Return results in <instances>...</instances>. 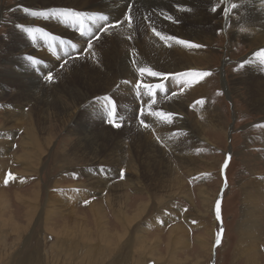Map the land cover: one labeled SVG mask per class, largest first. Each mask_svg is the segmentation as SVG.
<instances>
[{
	"label": "bare ground",
	"instance_id": "1",
	"mask_svg": "<svg viewBox=\"0 0 264 264\" xmlns=\"http://www.w3.org/2000/svg\"><path fill=\"white\" fill-rule=\"evenodd\" d=\"M223 4L225 8L229 9L228 18L225 22L222 21L221 17ZM73 11L86 15V17L88 15L90 19L82 20L83 23L79 25V28L76 19L78 15ZM154 12L161 14L162 19L155 16ZM6 13L10 14V21L8 20L9 38L4 40L5 47L0 46V53L5 61V81L0 83L2 85V88H0V102H3V100L12 102L14 105H9L12 107H23L25 105L31 107L27 112L23 111V108L10 111V113L4 115L3 124L0 126V131L3 130L1 132L6 135L5 139L0 140L1 149L8 150L6 145H11L10 138L14 127H20L24 133L19 138L20 151H16L13 158L22 165L25 173H19L15 170L13 175L15 178L22 177L25 179L26 175L24 174L26 172L36 171L35 168L39 169L40 165L43 164L41 161L46 153L52 154L51 147L54 138L50 131L55 128L53 129L52 124L49 127L47 126L49 124H47V121L51 117H54L55 121L61 122V124H67L69 134L71 133L76 137L69 143L70 149L66 150L65 147L62 150L57 149L54 155H51L53 158L51 171H56L55 168L58 166L57 170L60 172H57V175L52 174L51 186L56 187V191H50L51 186H48L45 202L42 197V188L43 185H47V182L42 180L41 184L37 183L33 186L34 189L29 190L21 197L23 203L26 204L27 210L24 213V218L27 219L28 223L26 225L18 224V219L17 221L14 220L16 223L8 221L5 222V225H8V229L12 228L20 235L23 233L24 236L37 215L43 216L48 222L52 221L53 218L55 220L52 224L51 222L48 226L45 224L47 231L52 235H57L58 240L64 243H66L64 241L66 239H75L78 242L79 240L76 237L80 236L85 242L84 248H89L86 250L89 256L107 249L130 255V252L135 249L132 247L135 243L138 244L136 252L145 255L146 259L148 258L144 263L149 262L152 257L157 258L160 262L163 261L161 264H166L163 256L156 248L157 243H151L153 241L150 242L146 234L140 232L135 235L136 237L131 238L129 236L127 238L133 230L134 222L140 221L148 209V203H141L142 201L140 202L138 197L130 198L127 193H123V191H126L124 188H140L139 179L126 177V182H113L112 178L106 174L107 177L102 176V178L94 179L87 176L86 182L77 181L76 183L61 185L59 182L62 180L64 182L66 178L62 173L87 166L90 163L95 164L99 160L100 139L98 136L101 135L98 134H102L104 137L112 134L109 131L111 128L104 125L101 128L97 125L102 121L103 124L105 122L103 115L105 111L102 113L100 111V104L103 105L105 100L107 101V103L105 101L107 109L111 105V99H115L116 104L119 102L121 105L122 103L121 111L117 115L119 118L121 117L120 119L124 118L125 136L127 131L132 132L133 140L138 142L140 151H145L149 146L157 145L148 128H145L146 125L145 127L140 126L137 115L134 116L136 111L134 114L135 97L133 95L135 94L132 92V85L138 83L137 80H141L146 84L148 82V85L149 82H153V85L157 88H159L158 86L162 87V85L172 87L178 82H186L185 86L188 84V88L181 90L182 92L180 89L175 88V92L178 91V93L174 92L176 98L169 99L170 101L165 106L168 113L178 114L179 116L175 118V122H172L174 126L171 127V124H168L169 121L165 116L161 118L157 115L150 119L148 123L154 129H157L156 132L160 134V138H163L167 145L169 144V148H178V142L183 138L180 135L181 138L177 139L178 136H175V132L172 131L179 129L182 130L181 134L188 132L190 138L195 137L194 131L189 128L191 121L184 114L185 101H200L198 110L202 111L205 118L209 111H212V106L206 99L208 89L203 85V78L200 77V71L197 68V66L209 65L210 62L207 57L200 55L198 47L206 44L215 29L224 28L223 24L225 27L229 26L232 39L238 37L251 47V51L244 58V63L242 62L244 64V76L240 80L247 90L249 104L255 110L264 112V0H17L12 8L3 5L0 15ZM35 14L38 15V18L32 17ZM218 19L219 23L216 22ZM95 22L101 26L108 23L109 26L111 25L105 29L104 33L106 34H103L108 36L107 41L102 43L98 41L97 44L90 43L92 46L89 48L88 54L86 53L85 59L74 58V56H77L76 54L81 53L79 50H72L68 57L67 54L62 53L61 59L65 60V64L63 67H59L57 65L58 57L53 55L52 51H48L49 46L45 45V40L57 51V55H60L59 52H62L60 51L63 50L62 48H64V51L68 49L69 52L67 44H69V47L72 44L69 38H79L77 39L78 43L80 39H86L83 31L86 30L88 36L93 30H96ZM84 24L87 28L82 26ZM48 25L50 27L45 28ZM154 29L155 31H153ZM157 32L160 33L159 36L156 35ZM53 34L56 35L52 42ZM181 40L190 43L181 44L179 43ZM80 43H83V41H80ZM131 56H134L137 61L136 67L134 66L135 69L131 66V61H133ZM31 59L37 62V66L30 62ZM42 59L48 60L49 69L52 68L53 71H56V78H58L57 82L59 83H52L54 89H47L49 83L44 85L43 81H39V73L44 71V74H47L50 72H46L47 66L42 67ZM141 68L146 71L142 73ZM148 70L162 75L152 76ZM146 91L145 89L140 90V94L143 96ZM156 91L158 93L159 89ZM62 96L67 97L70 104L67 103V100L62 101ZM152 104H155L154 100H148L144 103L146 115L149 112L150 114L153 113L156 106L154 107ZM0 107H4L3 103ZM165 107H163V110L166 109ZM162 123L167 124V126H163ZM61 127L60 125L59 128ZM165 128L168 129V132ZM262 136L264 137V135ZM184 143H187V141ZM58 153L65 155L68 153L69 157L66 158V161L59 162L55 158V154ZM5 156L7 157V155ZM126 168L134 171L136 169L134 161L128 162ZM44 173H42V179H44ZM134 175L138 177L137 170ZM31 176H29V179L32 178ZM182 181L184 180L182 179ZM98 184L104 191L110 192V195L105 198L102 196L101 199L106 200L110 212L112 211L113 224L106 221L105 207L103 206V208L97 201L87 205L91 217L85 216L82 218L79 215L81 208L77 205L78 202L87 200L88 194H90L88 188L95 187ZM21 194L19 195L21 196ZM182 196L185 195L182 194ZM157 200L159 199L157 198ZM253 201L256 202V200ZM257 204L259 205V202ZM245 207L247 212L242 224L248 226L244 232L252 236L250 238L253 239L252 243H254L256 236L259 234L255 235L256 230L259 231L260 229H255L253 226L257 227L256 224L259 225L261 222L258 219L254 220L256 218L255 212H258L257 214L261 220H264V212L252 210L250 205ZM131 210H134L133 214H130ZM148 211L150 210L148 209ZM1 213L3 214V211ZM20 219L22 220V218ZM21 220L19 223L23 222ZM89 221L94 223L93 227H87V223L90 224ZM154 222V220H151V225H154ZM119 225L123 228V233L120 232ZM123 225L126 226L123 227ZM186 232L181 224H176L168 230L167 243L164 248L168 254L177 256L180 251L183 252L181 248H187L190 245ZM195 240V244L200 246V251L194 253L195 258H197L201 254L199 252L209 251V246L207 247V243L201 236H196ZM257 242L253 244L250 250H245L246 264H264L260 262V259L264 256L260 255ZM87 244L89 247L86 246ZM181 245L183 247H180ZM191 250H194V248ZM185 251L184 254H186ZM133 252L135 253V250L131 253ZM162 252L164 251L162 250ZM158 263L156 262V264Z\"/></svg>",
	"mask_w": 264,
	"mask_h": 264
},
{
	"label": "rangeland",
	"instance_id": "2",
	"mask_svg": "<svg viewBox=\"0 0 264 264\" xmlns=\"http://www.w3.org/2000/svg\"><path fill=\"white\" fill-rule=\"evenodd\" d=\"M16 1L17 0H0V10L3 5L12 8ZM222 8L221 17L222 21L225 22L228 18L229 9L225 8L224 4ZM73 13L78 15L76 17L78 27L83 23L82 20L86 21L90 19L88 15L86 17V15H81V13L74 11ZM154 15L162 19L161 14L159 15L154 12ZM81 16H85L84 19ZM32 17L38 18V15L35 14L32 15ZM9 18L10 14L8 13L0 15V46L3 47H5L4 40L9 38ZM216 22L219 23V19ZM216 22H214V24H216ZM95 24L96 30H93L88 36V32L86 30L83 31V35L86 36V39H80L79 43L77 41L79 38L76 36V38H69L72 41L70 47L69 44H67L69 52L68 49L64 51V48H62L63 50H60L62 52H59L60 55H57V51L45 40V45L49 46V48L47 47L48 51H52L53 55L58 57L57 65H59V67H63L65 64V60L61 59L62 53L67 54L68 57L72 50H79L81 53L76 54L77 56H74V58L85 59L88 54L89 43L93 42L92 44H97L107 41L108 36H104L103 34H106L104 33L105 29L109 28L111 25L109 26L108 23L101 26L97 22H95ZM82 26L86 27V24ZM49 27L48 25L45 28ZM223 27L224 28L215 29L206 44L198 47L200 55L207 57L210 62L209 65H201V67L197 66V68L200 71V77L203 78V85L208 89L206 99L212 106V111H209V114L206 115L205 118L202 111L198 110L200 101H185L186 110L184 109V114L191 121L189 128H192L191 130L194 131L195 137L190 138L188 132H183V134H181L182 130L179 129L172 131L175 132V136H178L177 139L179 137L181 138L180 135H182L183 138H181L179 142L177 141L179 143L178 148L176 147L177 149L175 147V149L169 148V144L167 145V143L163 141V138H160V134L156 132L157 129H154L153 126L148 123L150 119L157 115V117L161 118L165 116L169 121L168 124H171V127L174 126L172 122H175V118H177L178 114L168 113V109L165 106L171 99L176 98L175 93H178V91L175 92L176 89L183 91L188 86V84L185 86L186 82H178L172 85V87L170 85H162V87L158 86L159 88L155 87L153 82H149V85L152 87L146 88L149 86L148 82L146 84L145 82H141V80H137L138 83L132 85V92L135 94L133 95L135 97L134 114L136 111L134 116L136 117L137 115L138 124L140 126L145 127L146 125L145 128H148V131L157 145L149 146L145 151H140L141 149L138 146V142H134L133 140L132 132L127 131L125 136L124 118L120 119L121 117L119 118L117 115L121 111L122 103L120 105L116 99L118 102L116 104L113 97L114 100H110L111 105L109 104L110 107L107 109L105 100L103 105L100 104L101 113L105 111L103 112L105 122L103 124L102 121L97 125L101 128L103 125L111 128L109 131L112 134L107 135V137L98 134L101 135L98 136L100 139L99 160H97L95 164L90 163L87 166L78 167L74 170L62 173L66 178L64 182L63 180L59 182L61 185L76 183L77 181L86 182L87 176L98 179L102 178V176L107 177L106 174L112 178L113 182H126V177L136 178V180L139 179V186L141 189L137 187H128L129 189L124 188L126 191H123V193H127L130 198L134 196L136 198L138 197V200L140 202L142 201L141 203H148L147 206L150 211L147 209L142 219L134 222V227L132 225L133 230L130 232L131 235L129 234L127 238H129V236L132 238L140 232L146 234L150 242L153 241L151 243H157L156 248L160 255L163 256V260H165L164 263L166 264H246L245 250H250L257 241L260 255L262 254L264 256V220H261L257 214L258 212H255L256 218H254V220L258 219L259 222L261 221L259 223L261 226L257 224V227L253 226L255 229H260L259 231L256 230L255 235L259 234L257 235L258 238L256 236L254 243H252L253 239L250 238L252 236L244 232L245 228L248 226L242 224V220L245 218L247 212L246 205H250L252 210L255 209V211L259 210L261 213L264 212V137L262 136L264 135V112L255 110L254 107L249 104L247 90L240 80L244 76V58L251 51V47L238 37H233V40L229 26L225 27L223 24ZM29 33L31 34V31ZM55 35L56 34L52 35V42ZM80 41H83V43H80ZM56 48L60 49L58 47ZM132 54L134 55L133 52ZM2 56L3 55L0 53V83L5 81V61ZM131 59L133 60L131 61V66L135 69L137 61L134 59V56H131ZM30 62L34 66H37L35 60L31 59ZM48 63V60L42 59V67L47 66L46 72H50L47 74H44V71L39 73V81H43L44 85L45 83H49L48 86L46 84L47 89H54L52 83L54 84L55 82L58 84L59 82H57L58 78H56V71H53L52 68L49 69ZM203 73H209V75H202ZM49 75L51 79L47 78ZM46 86L44 87L46 88ZM0 88H2L1 84ZM144 89L147 90L145 93L146 96L140 94V90ZM158 89L159 94L156 91ZM61 100H67V103H69V99L65 96H62ZM148 100H154L155 104L152 105L156 107L153 113L150 114L149 112V114L146 115L144 112V103ZM0 103V106L2 103L4 105V107H0V126L3 124L4 115L10 113V111L23 108V111L27 112L31 108L28 105L23 107H12L9 105H14V103L6 102L5 100ZM163 107L166 109L163 110ZM106 110L108 111L106 112ZM165 111L167 112L165 113ZM51 119L47 121V124L49 123L47 126L49 127L50 124H52L53 129L55 128L53 131H50L54 138L53 148L51 147V155H54L57 149L62 150L64 147L66 150L68 148L70 149L69 143L73 141L76 136L71 133L69 134L66 126L67 124H61V122L55 121L54 117H51ZM110 119L113 123H109ZM115 124H121V126L117 128ZM60 125L62 126L61 128H59ZM163 126L166 127L167 124ZM165 129L166 132H168V129ZM206 130L208 131L206 132ZM1 131L0 140L5 139L6 136ZM22 135H24L23 130L20 127H14L10 138L12 143L11 145H6L8 150L1 149L0 144V213L3 211L4 214L1 213L0 216V264H143L147 261L148 258L146 259L145 255L136 252L138 244L135 243H132V247L135 248L133 249L135 253H131L132 250L130 255L108 249L105 251L101 247L104 251L101 250L102 252L98 254L94 253L89 256L86 252L89 248H84L85 242H83L80 236L76 237V239L79 240L78 242L75 241V239H63L66 242L64 243L58 240L57 235H52L47 231L45 224L47 226L50 225L49 222L52 224L55 220L53 218L52 221L48 222L43 216L37 215L24 236L23 233L20 235L12 228L8 229V225H5V222L8 221L14 222V220L17 221L19 219L17 221L18 224L26 225L28 223L27 219L24 218V213L27 210L26 204L23 203L21 197L29 190L34 189L33 186L37 183L41 184L43 180L47 182V185H43L42 188V197L45 201L48 186L50 187L52 185V174L57 175L60 173L57 170L58 166L55 168L56 171H51L50 167H53V158L50 154L46 153L41 161L43 164L40 165L39 169L35 168L36 171H29L24 174L27 180L22 177L15 178L13 175L15 170L19 173L24 172L22 165L13 158L14 153L20 151L19 138L22 137ZM118 141H120V143H118ZM185 141H187V143H184ZM165 153L166 155H164ZM5 155H7V157ZM67 157H69L68 153L67 155L63 153L55 154V158L59 162L66 161ZM119 158L121 161L118 160ZM133 161L136 169H134V171L133 169L127 170V163ZM136 170L139 174L138 177L134 175ZM42 173H44V179H42ZM29 176L32 178L29 179ZM182 179L184 181H182ZM88 189H90L88 191L90 193L88 194L89 200L79 201L77 204L81 208L79 210V215H81L82 218L85 216L88 218L91 217L87 210V205L97 201L102 207L104 206L107 211V213L105 211L106 221H110L113 224L114 217L111 214L112 211L110 212L106 200L101 199L103 198L102 196L105 198L110 195V192L108 193L107 190L104 191L99 184L95 187H89ZM49 190L54 192L56 191V187L51 186ZM172 192L173 194H171ZM19 194H21V196ZM182 194L186 197L182 196ZM151 197H154L156 202L154 198ZM157 198L159 200H157ZM160 200H164V202H159ZM253 200H256V202ZM258 202L259 205L257 204ZM217 203H219V214L217 213ZM131 211L130 214H133L134 210ZM20 218H22V220ZM20 220L23 222L19 223ZM151 220L155 221L154 225H151ZM90 224L87 223V227H93L94 223L90 222ZM176 224L184 226L188 234V242L190 245H188L187 248H181L183 252L180 251L177 255L178 257L176 255H173L175 256L173 257L168 254L164 248L167 243L166 236L168 230ZM125 226L126 225H123V227ZM118 228H120L121 233L124 232L120 225ZM196 236H201L207 243V247L209 246V251L203 250V252H199L201 254H199L197 258H195L194 253L200 251V246L199 244H195ZM158 237H160L159 240ZM86 246L89 247L88 244ZM180 247L183 246L181 245ZM193 248L194 250H191ZM162 250L165 253L162 252ZM184 251L186 254H184ZM149 260V262L144 264H156V262L160 264L161 262L163 263V261L160 262L157 258L151 257ZM260 262L264 263V257L260 259Z\"/></svg>",
	"mask_w": 264,
	"mask_h": 264
},
{
	"label": "snow or ice",
	"instance_id": "3",
	"mask_svg": "<svg viewBox=\"0 0 264 264\" xmlns=\"http://www.w3.org/2000/svg\"><path fill=\"white\" fill-rule=\"evenodd\" d=\"M153 31H155V29H154ZM156 35L159 36L160 33L157 32ZM179 43H181V44H189L190 42H188V41H182V40H181V41H179ZM91 46H92V45L89 43V44H88V47L91 48ZM140 71L143 73V72H145L146 70L143 69V68H141ZM148 71H150V70H148ZM150 74H151L152 76H161V75H162L161 73L154 72V71H150ZM202 75H205V76H206V75H209V73H203ZM48 79H51V76H50V75H49ZM147 87H151V86L149 85V86H147ZM109 123H113V121L110 119V120H109ZM120 126H121L120 124H115V127H117V128H119ZM217 213L219 214V203H217Z\"/></svg>",
	"mask_w": 264,
	"mask_h": 264
}]
</instances>
